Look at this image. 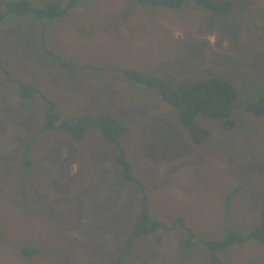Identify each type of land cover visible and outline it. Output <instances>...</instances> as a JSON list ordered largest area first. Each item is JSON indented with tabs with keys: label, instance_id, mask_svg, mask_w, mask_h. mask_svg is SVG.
I'll return each mask as SVG.
<instances>
[{
	"label": "rangeland",
	"instance_id": "rangeland-1",
	"mask_svg": "<svg viewBox=\"0 0 264 264\" xmlns=\"http://www.w3.org/2000/svg\"><path fill=\"white\" fill-rule=\"evenodd\" d=\"M0 0V13L4 2ZM35 6L50 0H30ZM216 2L231 0H214ZM229 12L137 0H88L41 29V53L25 59L32 20L0 19V264H210L207 245L187 249L184 228L129 239L145 202L166 224L180 216L193 240L251 231L264 208V116L245 109L264 92V0H232ZM37 26H41L39 23ZM134 69L178 86L212 76L237 90L233 118L198 115L210 134L195 144L175 109L133 86ZM4 70L36 86L17 96ZM52 101L57 124L107 114L128 130L120 141L135 181L115 163L114 145L90 130L74 141L43 128ZM22 247L38 248L25 255ZM228 264H264L253 240L229 247Z\"/></svg>",
	"mask_w": 264,
	"mask_h": 264
},
{
	"label": "trees",
	"instance_id": "trees-1",
	"mask_svg": "<svg viewBox=\"0 0 264 264\" xmlns=\"http://www.w3.org/2000/svg\"><path fill=\"white\" fill-rule=\"evenodd\" d=\"M81 1L50 0L42 5L35 6L30 0H7L4 2V11L0 13V19L9 14L31 15L36 20L44 22L43 25L46 26L53 19L65 16ZM137 1L163 5L169 8H179L185 2L193 1L197 7H204L215 12H229L233 6L232 0L223 2L214 0ZM120 71L132 81L136 88L150 94L157 93L161 100L172 106L180 122L186 128L189 138L195 144L201 143L210 134L209 130L195 125L194 120L198 115L219 120L225 129H232L236 124V120L233 118V111L236 107L237 90L231 82L224 78L212 76L207 79L194 80L174 86L159 75L142 73L134 69H122ZM4 74L6 81L15 87L17 95L22 100H29L36 92L43 96L36 86L12 76L8 70H4ZM245 109L256 117L264 116V92L248 103ZM44 117V129L65 131L76 142L83 141L90 130L99 131L102 138L114 145L116 152L114 161L120 167L123 177L126 180L135 181L143 188L140 180L133 174L132 166L120 141L122 135L128 130V126L122 120L107 114H82L74 122L57 124L58 114L53 102L50 100L44 110ZM259 217L258 224L249 232L228 229L226 234L217 240H193L190 227L184 223L181 217H177L174 224L171 225L159 219H153L149 214L147 204L143 202L140 218L129 235V239L133 240L136 236L153 233L160 228L170 230L173 229L176 223H179L187 235L183 243L187 249L194 247L197 241L204 242L207 245V255L209 256L210 264H227L222 259V254L230 246L242 244L248 240H254L264 246V208L260 210ZM21 251L23 254L30 256L37 253L38 248L22 247Z\"/></svg>",
	"mask_w": 264,
	"mask_h": 264
},
{
	"label": "crops",
	"instance_id": "crops-1",
	"mask_svg": "<svg viewBox=\"0 0 264 264\" xmlns=\"http://www.w3.org/2000/svg\"><path fill=\"white\" fill-rule=\"evenodd\" d=\"M84 1H88V0H82L79 4H81ZM79 4L77 6H79ZM73 9H71V10H73ZM12 15H14V14H12ZM23 16H27L30 20H32V23H31V25H29V26H27L25 28L24 32H22L21 34L20 33H14V35L18 34L19 35V39H22V42H23V45H24L23 51L20 50V48H18V47H16V50H18L23 55V57L25 59H28V58H30V57H32L34 55H39V53H41L40 36H41V29L44 27V25H43L44 22L36 20V18L32 17L31 15L30 16L29 15H23ZM60 18L61 17H58V18H55V19H60ZM53 20H52V22H53ZM38 23L41 26H37L36 24H38ZM178 217H180V216H178ZM262 247H264V246H262ZM225 252L226 251H224L223 254ZM223 254H222V259H224L226 261V263L228 264V261L224 258Z\"/></svg>",
	"mask_w": 264,
	"mask_h": 264
}]
</instances>
